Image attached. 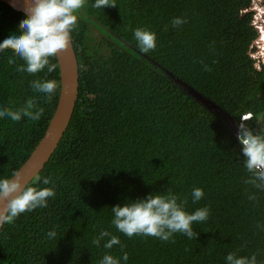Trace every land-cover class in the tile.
Segmentation results:
<instances>
[{"label": "trees", "instance_id": "obj_1", "mask_svg": "<svg viewBox=\"0 0 264 264\" xmlns=\"http://www.w3.org/2000/svg\"><path fill=\"white\" fill-rule=\"evenodd\" d=\"M87 0L72 42L79 64V96L67 131L41 173L30 183L54 181L47 207L21 214L0 233V264H99L106 253L121 264H226L228 253H259L264 264V191L244 183L240 120L259 132L264 115V25L252 0H115L94 8ZM264 6V0H262ZM263 12V11H262ZM182 17L187 23L173 28ZM25 14L0 1V43L16 33ZM264 23V22H263ZM157 35V47L141 53L134 29ZM0 53V108L36 97L38 121L0 118V178L10 177L42 140L56 111L61 76L36 75L10 65ZM207 65L211 71H205ZM34 79L58 82L48 102L30 87ZM177 80L222 109L235 123L207 110ZM194 187L204 197L193 202ZM180 199L188 213L209 207L194 224L198 238L174 234L167 241L128 238L112 224L111 208L149 194ZM255 193L256 202L248 200ZM55 230V238L47 233ZM101 231L119 237L111 250L92 243Z\"/></svg>", "mask_w": 264, "mask_h": 264}, {"label": "clouds", "instance_id": "obj_2", "mask_svg": "<svg viewBox=\"0 0 264 264\" xmlns=\"http://www.w3.org/2000/svg\"><path fill=\"white\" fill-rule=\"evenodd\" d=\"M24 3L25 18L19 23L17 32L0 43V53L5 50L13 53L8 59L10 65L16 63V58L22 60L23 65L17 67L19 72L36 75L47 69L48 73H52L56 70V64L51 63V60L69 48L72 32L77 27L87 0H24ZM261 5L263 6L262 0ZM92 7L115 8L117 5L115 0H95ZM252 7L253 3L251 9ZM251 11L257 12L258 9ZM260 16L264 19V8L260 9ZM185 23L187 20L182 17H175L171 21L173 28ZM134 38L141 53H149L157 47L156 33L146 27L134 29ZM204 70L211 71V68L205 65ZM30 87L35 93L44 94L50 102L57 92L58 82L51 79H34L30 82ZM43 113L44 109L38 107L36 97L27 99L15 109L0 108V118H8L13 122H20L24 118L38 121ZM237 139L241 146L243 166L249 174L244 183L252 189L264 191V129L256 132L246 121L240 120ZM42 183L52 186L40 188L25 183L19 173L0 178V202L4 205L0 207V225L11 224L23 213L47 207L48 200L56 194L55 185L50 177H44ZM191 195L194 203L200 201L204 197L203 189L194 187ZM179 199L168 190L167 194L155 193L144 199L129 200L123 206L111 208L114 216L112 224L118 232L128 238L154 237L167 242L174 234L182 233L189 239H197L199 234L194 231L193 225L206 222L210 209L206 206L190 214L185 210L183 203L178 202ZM248 200L256 202L258 197L255 193H250ZM257 227L264 228L260 224ZM47 235L49 238H55L57 233L52 230ZM105 238L107 241L103 247L108 250L121 243L118 236L108 231H101L92 243L100 247ZM258 255L259 253H252L242 256L238 251H233L227 254L226 264H260ZM121 259L127 262L128 253L124 252L121 258L109 252L99 264H121Z\"/></svg>", "mask_w": 264, "mask_h": 264}, {"label": "water", "instance_id": "obj_3", "mask_svg": "<svg viewBox=\"0 0 264 264\" xmlns=\"http://www.w3.org/2000/svg\"><path fill=\"white\" fill-rule=\"evenodd\" d=\"M0 1L7 3L15 11L25 14L24 0ZM57 60L61 76V90L56 111L44 137L36 146L28 160L16 172L28 184L41 173L58 148L70 125L79 96V64L72 41L69 48L57 56ZM3 206V203L0 202V207ZM3 226L4 224L0 225V233Z\"/></svg>", "mask_w": 264, "mask_h": 264}, {"label": "rangeland", "instance_id": "obj_4", "mask_svg": "<svg viewBox=\"0 0 264 264\" xmlns=\"http://www.w3.org/2000/svg\"><path fill=\"white\" fill-rule=\"evenodd\" d=\"M253 7L251 10H253L254 8L258 9V16L260 19V22L262 23V25H264V19L261 18L260 16V9L264 8L261 5V0H253ZM177 83L190 95L192 96L195 100H197L201 105H203L207 110H209L210 112H213L214 114H216L217 116L222 117L226 123L229 125V127L231 128V130H235V123L234 121H232V119L222 110L220 109L218 106H216L213 102H211L210 100L206 99L204 96H202L201 94H199L198 92H196L194 89H192L191 87H189L187 84H184L180 81H177ZM260 126L262 129H264V115L261 117L260 119ZM236 136H237V131H236Z\"/></svg>", "mask_w": 264, "mask_h": 264}]
</instances>
